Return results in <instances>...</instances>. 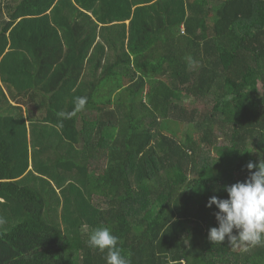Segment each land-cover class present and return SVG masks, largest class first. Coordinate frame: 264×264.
Listing matches in <instances>:
<instances>
[{
	"label": "trees",
	"instance_id": "trees-1",
	"mask_svg": "<svg viewBox=\"0 0 264 264\" xmlns=\"http://www.w3.org/2000/svg\"><path fill=\"white\" fill-rule=\"evenodd\" d=\"M262 159L264 0H0V264H107L102 227L128 264H264L206 206Z\"/></svg>",
	"mask_w": 264,
	"mask_h": 264
},
{
	"label": "clouds",
	"instance_id": "clouds-1",
	"mask_svg": "<svg viewBox=\"0 0 264 264\" xmlns=\"http://www.w3.org/2000/svg\"><path fill=\"white\" fill-rule=\"evenodd\" d=\"M86 103V97H77L74 112L83 110ZM246 167L250 175L245 181L224 186L226 199L213 195L207 202V207L215 205L218 209L214 213L218 227L210 228L208 233L213 243L222 244L227 239L232 247H264V159L258 164L249 162ZM2 223L4 220L0 217ZM118 241L109 228L102 227L88 234L87 244L100 252L107 251V264H128Z\"/></svg>",
	"mask_w": 264,
	"mask_h": 264
},
{
	"label": "rangeland",
	"instance_id": "rangeland-1",
	"mask_svg": "<svg viewBox=\"0 0 264 264\" xmlns=\"http://www.w3.org/2000/svg\"><path fill=\"white\" fill-rule=\"evenodd\" d=\"M251 80H253V79H251ZM255 85H256V88L260 89V82L258 81V79L255 82ZM143 92L146 93L147 92V88H145ZM144 93H143V96H144ZM144 100H146V97L144 98ZM171 100H174L176 103L182 104V105H185V106L198 107V108H200L202 110L204 109V106H202V104L200 102L194 101L193 97L187 96L184 93L183 94L182 93H176L175 96L173 98H171ZM186 129L189 130V128L187 126L180 125L178 131H179V133L180 132L185 133ZM180 135H181V133H180ZM212 155L214 156L215 153H212ZM103 164H104V160L101 161L100 165H103Z\"/></svg>",
	"mask_w": 264,
	"mask_h": 264
},
{
	"label": "crops",
	"instance_id": "crops-1",
	"mask_svg": "<svg viewBox=\"0 0 264 264\" xmlns=\"http://www.w3.org/2000/svg\"><path fill=\"white\" fill-rule=\"evenodd\" d=\"M64 71L65 70H63V72ZM88 108H89V110H88L87 117H89V118H95V116H96L97 113L94 110H92V106H88ZM89 111H90V113H89ZM96 161H97V163H101L102 159L96 158Z\"/></svg>",
	"mask_w": 264,
	"mask_h": 264
}]
</instances>
